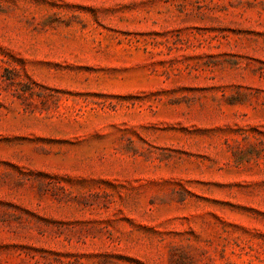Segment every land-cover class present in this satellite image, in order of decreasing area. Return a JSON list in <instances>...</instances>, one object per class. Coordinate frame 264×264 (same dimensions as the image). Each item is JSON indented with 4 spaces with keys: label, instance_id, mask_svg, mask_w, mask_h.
Listing matches in <instances>:
<instances>
[{
    "label": "rangeland",
    "instance_id": "1",
    "mask_svg": "<svg viewBox=\"0 0 264 264\" xmlns=\"http://www.w3.org/2000/svg\"><path fill=\"white\" fill-rule=\"evenodd\" d=\"M0 264H264V0H0Z\"/></svg>",
    "mask_w": 264,
    "mask_h": 264
}]
</instances>
